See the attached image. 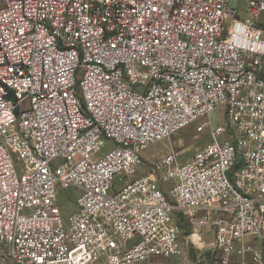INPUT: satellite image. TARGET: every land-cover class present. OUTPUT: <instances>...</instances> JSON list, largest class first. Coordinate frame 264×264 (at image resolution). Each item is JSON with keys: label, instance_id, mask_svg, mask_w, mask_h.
Masks as SVG:
<instances>
[{"label": "built area", "instance_id": "built-area-1", "mask_svg": "<svg viewBox=\"0 0 264 264\" xmlns=\"http://www.w3.org/2000/svg\"><path fill=\"white\" fill-rule=\"evenodd\" d=\"M229 1L0 0V264H160L178 216L212 264H264V0ZM192 125L188 162L130 179ZM57 186L81 192L65 221Z\"/></svg>", "mask_w": 264, "mask_h": 264}, {"label": "rangeland", "instance_id": "rangeland-1", "mask_svg": "<svg viewBox=\"0 0 264 264\" xmlns=\"http://www.w3.org/2000/svg\"><path fill=\"white\" fill-rule=\"evenodd\" d=\"M230 5L232 8L236 9L239 15H242L246 9V4L242 1L230 0ZM209 120L213 128L222 126L225 122L224 109L222 107L215 108L209 113ZM219 142L223 141V137L218 138ZM210 142L208 136L203 134H198L195 131V126L192 125L179 131L178 133L171 136L169 139L157 142L150 145L142 153L143 159L146 161L142 172L138 171L135 176L130 179H137L139 177L145 176L149 171L151 164L158 161L162 157L166 156L171 148L179 150L180 158L179 163L184 164L188 162L194 155L195 151L201 149L203 146ZM113 145L109 142L105 144L103 148L95 155L96 159L105 156L111 149ZM14 163L16 165L17 173L19 174V161L13 157ZM174 180H170L167 183L160 184V188L164 191H169L174 185ZM81 196V192L75 189H63L59 186L56 187V206L61 213L62 219L65 221L72 215L76 210V201ZM174 220V219H173ZM178 221L181 228V241H182V253L179 257L170 259H160V264H212L213 261V237L208 232L206 228L202 231L196 233L200 240L199 242H191L187 237L190 235L186 222L182 220L181 216L175 218L174 221ZM252 245L251 243H249ZM156 261L143 262L140 264H156ZM238 264V262L236 263Z\"/></svg>", "mask_w": 264, "mask_h": 264}, {"label": "bare ground", "instance_id": "bare-ground-1", "mask_svg": "<svg viewBox=\"0 0 264 264\" xmlns=\"http://www.w3.org/2000/svg\"><path fill=\"white\" fill-rule=\"evenodd\" d=\"M194 239H195V241H197V237L196 236L194 237Z\"/></svg>", "mask_w": 264, "mask_h": 264}, {"label": "trees", "instance_id": "trees-1", "mask_svg": "<svg viewBox=\"0 0 264 264\" xmlns=\"http://www.w3.org/2000/svg\"><path fill=\"white\" fill-rule=\"evenodd\" d=\"M182 218V217H181ZM183 220V219H182ZM178 224V226H179V228H180V225H179V222L177 223ZM181 229V228H180Z\"/></svg>", "mask_w": 264, "mask_h": 264}]
</instances>
